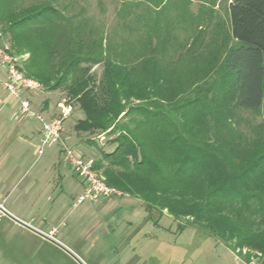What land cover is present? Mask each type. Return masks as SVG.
Returning a JSON list of instances; mask_svg holds the SVG:
<instances>
[{
  "label": "rangeland",
  "instance_id": "1",
  "mask_svg": "<svg viewBox=\"0 0 264 264\" xmlns=\"http://www.w3.org/2000/svg\"><path fill=\"white\" fill-rule=\"evenodd\" d=\"M231 1L0 0V45L20 58L25 69L29 54L18 53L9 29L31 14L46 12L55 27L43 36L46 45L34 41L41 56L36 69L56 67L59 78L72 65L85 75L82 78H89L91 99L116 105L108 112L92 109L107 124L78 134L75 124L86 118L83 106L91 99L78 102L69 97L71 75L67 86L57 90L53 89L56 81L33 78L41 91L23 92L21 97H30L32 110L46 119H65L63 139L76 155L102 162V152L112 151L119 140V128L135 116L132 108L150 104L126 100L123 95L113 99L110 63L122 67L121 72L133 68L132 76L145 85L148 98L159 101L160 110H172L174 118L191 114L192 107H202L203 113L196 117L198 124L192 127L203 146L215 150L228 168L239 173L261 170L256 178L262 185L263 113L241 109L237 85L223 82L219 71L235 44ZM71 31L76 32L71 36ZM156 93L169 103L155 97ZM122 108L124 112L119 114ZM41 130L36 118L0 100V205L52 234L84 263L264 264V256L257 251L236 255L219 239L197 229L198 222L159 207L152 202L153 195L145 197L146 192L131 196L120 190L124 196L76 207L81 179L66 162L61 144L47 145L39 154ZM172 203L168 199L166 205ZM176 205L184 208L191 203L184 200ZM0 264L78 263L0 212Z\"/></svg>",
  "mask_w": 264,
  "mask_h": 264
},
{
  "label": "trees",
  "instance_id": "2",
  "mask_svg": "<svg viewBox=\"0 0 264 264\" xmlns=\"http://www.w3.org/2000/svg\"><path fill=\"white\" fill-rule=\"evenodd\" d=\"M229 12L235 44L220 63L222 81L237 85L241 109L262 111L264 116V0H232ZM32 26L37 28L33 30ZM54 27L46 12L31 14L10 27L13 46L18 53L29 54L25 64L29 77L44 83L56 81L53 89L57 90L67 86L71 75L69 97L78 102L88 101L90 80L82 78L85 75L76 72L74 66H67L59 78L56 67L36 69L41 56L34 41L46 45L43 36ZM75 32L71 31V36ZM107 67L113 70L110 89L114 100L123 95L126 100L150 103L132 108L135 116L119 128L122 134L114 149L102 152V162L95 161V168L103 171L107 184L131 196L146 192L148 199L153 195L152 202L166 206L177 216L191 218L194 224L198 222L197 229L219 239L238 256L244 250L264 256V184L258 185L256 178L261 170L254 172L250 168L239 173L228 168L215 150L203 146L192 127L198 124L196 117L203 113L202 107H192L191 114L174 118L172 110H160V102L148 98L145 85L137 83L132 76L133 68L121 72L119 65L109 63ZM121 87L125 89L120 92ZM91 100L83 106L86 118L75 124L78 134L102 129L107 124L92 109L108 112L116 106ZM122 112L123 108L119 114ZM168 199L175 204L166 205ZM184 200H189L191 206L179 208L176 203Z\"/></svg>",
  "mask_w": 264,
  "mask_h": 264
},
{
  "label": "built area",
  "instance_id": "3",
  "mask_svg": "<svg viewBox=\"0 0 264 264\" xmlns=\"http://www.w3.org/2000/svg\"><path fill=\"white\" fill-rule=\"evenodd\" d=\"M0 86L8 93L6 103H11L13 106L18 107L24 115L36 118L42 124V145L38 150L40 155L44 153V148L47 145H62L66 162L83 182V191L75 199L76 207L88 202H98L100 199L111 200L114 197L124 196L120 190L107 184L100 171L95 168V160L86 158L83 155H76L66 145L63 139L64 118L46 119L42 114L32 110V100L30 97H21L23 92L41 91V85L26 74L23 68V61L15 56L8 47L1 45ZM68 111L66 109L65 114ZM50 236L53 237L52 234Z\"/></svg>",
  "mask_w": 264,
  "mask_h": 264
},
{
  "label": "water",
  "instance_id": "4",
  "mask_svg": "<svg viewBox=\"0 0 264 264\" xmlns=\"http://www.w3.org/2000/svg\"><path fill=\"white\" fill-rule=\"evenodd\" d=\"M0 212L3 215H5L6 217H8L10 220L14 221L16 224L26 228L27 230L38 235L39 237L43 238L44 240H46V241L52 243L53 245L57 246L62 251H64L66 254H68L70 257H72L78 264H86L73 251H71L69 248H67L65 245H63L61 242L56 240L54 237H51L50 235L40 231L39 229L28 224L27 222H25V221L19 219L18 217L14 216L13 214H11L9 211H7L1 205H0Z\"/></svg>",
  "mask_w": 264,
  "mask_h": 264
},
{
  "label": "crops",
  "instance_id": "5",
  "mask_svg": "<svg viewBox=\"0 0 264 264\" xmlns=\"http://www.w3.org/2000/svg\"><path fill=\"white\" fill-rule=\"evenodd\" d=\"M0 100H4V101H6L7 102V100H8V93H7V91L3 88V87H1L0 86ZM9 104V103H8ZM42 131V130H41ZM41 133V132H40ZM79 188L80 189H82V191H83V182H82V180H81V183H80V186H79Z\"/></svg>",
  "mask_w": 264,
  "mask_h": 264
}]
</instances>
